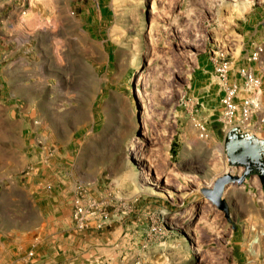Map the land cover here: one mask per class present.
<instances>
[{"label":"rangeland","instance_id":"obj_1","mask_svg":"<svg viewBox=\"0 0 264 264\" xmlns=\"http://www.w3.org/2000/svg\"><path fill=\"white\" fill-rule=\"evenodd\" d=\"M0 2L5 29L30 37L1 63L19 71L0 105L23 117L28 160L0 179V205L23 196L16 185L28 177L44 215L70 221L82 185L111 216L81 232L70 222L53 264H264L258 177L224 187L225 214L200 192L240 175L223 153L211 59L241 64L264 0ZM258 93L264 108V79ZM251 128L237 131L264 142V124Z\"/></svg>","mask_w":264,"mask_h":264},{"label":"crops","instance_id":"obj_2","mask_svg":"<svg viewBox=\"0 0 264 264\" xmlns=\"http://www.w3.org/2000/svg\"><path fill=\"white\" fill-rule=\"evenodd\" d=\"M2 7L3 5H1L0 9ZM262 13L257 11L253 15L255 22L252 24V35L257 44H264V13L263 15ZM9 20L10 18L0 21L1 96L5 95V93L7 95L16 93L13 88V80L16 79L15 75L19 73L18 69H16V71H11V73L7 74V70L1 65L2 61L6 57L9 60L12 59L17 48L27 47L30 40L29 35L21 32L14 34L13 30H6L5 24ZM26 52L27 49L24 52L21 51L22 56L19 58L22 62L30 64L33 61L27 59L25 56ZM25 72L29 71L26 70ZM14 107V104L0 105V179H3L2 177L7 170L15 167V161H19V163L26 161L24 163L25 166L28 160L25 151V139L22 135L24 120L19 115L15 117ZM25 175L29 176V173H25ZM216 177L217 175L215 174L213 179ZM27 178L24 177L23 183H20L21 185H16L17 188L21 189L20 192L23 196L20 197L17 194L18 198H16V195L13 194L8 198L7 204L0 205V264H53L49 258L58 255L59 250H61L58 246L54 247V242H60L64 237L67 238L69 234V219H54L53 216L41 213L35 198L29 191V186L25 185ZM16 205H20L18 210H15ZM29 210H31L32 216ZM44 239H46L47 246L43 248H46V250H40L42 247L39 244ZM29 242L30 257L25 252ZM46 253L48 254L47 259H42V256H45Z\"/></svg>","mask_w":264,"mask_h":264},{"label":"built area","instance_id":"obj_3","mask_svg":"<svg viewBox=\"0 0 264 264\" xmlns=\"http://www.w3.org/2000/svg\"><path fill=\"white\" fill-rule=\"evenodd\" d=\"M264 44L253 45L241 64L231 67L222 57L211 59V70L219 86V108L224 132L230 128L250 127L258 129L264 124L263 107L258 90L264 79ZM255 120L252 121V118ZM241 132V131H240ZM103 202L90 198L82 185L73 189L71 226L75 231H84L92 222L98 228L107 225L111 216ZM31 253H28L30 256Z\"/></svg>","mask_w":264,"mask_h":264},{"label":"water","instance_id":"obj_4","mask_svg":"<svg viewBox=\"0 0 264 264\" xmlns=\"http://www.w3.org/2000/svg\"><path fill=\"white\" fill-rule=\"evenodd\" d=\"M223 153L231 168H241L238 177L224 173L212 183L211 189L202 188L200 192L218 210L226 213V203L221 196L229 184L240 186L246 178L256 175L264 185V142H258L249 135L238 133L236 128L226 131L223 140Z\"/></svg>","mask_w":264,"mask_h":264},{"label":"bare ground","instance_id":"obj_5","mask_svg":"<svg viewBox=\"0 0 264 264\" xmlns=\"http://www.w3.org/2000/svg\"><path fill=\"white\" fill-rule=\"evenodd\" d=\"M141 93V92H140ZM143 105V104H142ZM146 107V106H145ZM145 109V108H144ZM245 127H250V126H245ZM252 129V128H251Z\"/></svg>","mask_w":264,"mask_h":264}]
</instances>
